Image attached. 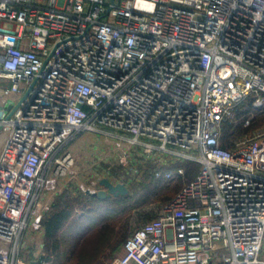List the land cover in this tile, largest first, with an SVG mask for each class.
Returning <instances> with one entry per match:
<instances>
[{"label": "built area", "instance_id": "built-area-1", "mask_svg": "<svg viewBox=\"0 0 264 264\" xmlns=\"http://www.w3.org/2000/svg\"><path fill=\"white\" fill-rule=\"evenodd\" d=\"M250 97L264 109V0H0V264H39L25 240L42 253L71 185L129 189L150 165L171 181L185 163L198 175L115 264H264V130L221 146ZM84 132L113 164H79Z\"/></svg>", "mask_w": 264, "mask_h": 264}, {"label": "trees", "instance_id": "trees-1", "mask_svg": "<svg viewBox=\"0 0 264 264\" xmlns=\"http://www.w3.org/2000/svg\"><path fill=\"white\" fill-rule=\"evenodd\" d=\"M253 101L252 97L247 99L223 123V148L231 149L239 137L264 130V109H254ZM247 120L249 126H245ZM179 167L184 168L185 174L166 181L156 179L150 165L146 177L134 183L124 197L109 195L101 200L77 192L73 185L66 188L55 197L43 221L45 239L39 264H106L116 259L131 235L160 213L146 214L142 209L156 201H169L198 175V164H178L176 168Z\"/></svg>", "mask_w": 264, "mask_h": 264}, {"label": "rangeland", "instance_id": "rangeland-1", "mask_svg": "<svg viewBox=\"0 0 264 264\" xmlns=\"http://www.w3.org/2000/svg\"><path fill=\"white\" fill-rule=\"evenodd\" d=\"M2 135L6 136L5 133H3ZM105 137L106 136L104 134L84 132L74 142H72L70 149L72 150V152L80 156L81 163L79 164H83L84 166H86L85 169H88L87 165L90 163V160L93 161L92 158H96L94 159V161L101 164L103 168H107L106 167L107 165H104V163H109V162H111L112 164L114 163V161L110 160L108 157V155H110L113 152L112 145L105 142L106 141ZM0 147H1V141H0ZM96 155L99 156L98 159ZM94 169H96V167L95 168L90 167L88 170L89 172L88 174L94 175L96 173V170ZM82 180L88 182L84 177L82 178ZM4 204H5L4 199L0 197V212H2V210L4 209ZM162 205H163V201H156L155 203L142 209V211L146 214L158 213L160 212V206L162 207ZM134 222L136 223V220ZM25 242L29 243V249L28 251L23 250L24 252H22V258L26 259L27 261L30 259L32 260V262L35 260L40 261V256H41L40 241L36 240L35 242H33L31 238H27ZM123 248L118 252V256L116 257V259L122 255ZM116 259H114L111 262L106 261V264H115ZM45 264H49V263L45 262Z\"/></svg>", "mask_w": 264, "mask_h": 264}, {"label": "water", "instance_id": "water-1", "mask_svg": "<svg viewBox=\"0 0 264 264\" xmlns=\"http://www.w3.org/2000/svg\"><path fill=\"white\" fill-rule=\"evenodd\" d=\"M11 115L12 113L10 114V116ZM100 185L104 189L99 191L97 194H94V196H97L101 200H106L109 195L113 196L114 198H117L121 196H127L130 193L129 189L124 184L114 185L111 181L107 179L101 180Z\"/></svg>", "mask_w": 264, "mask_h": 264}]
</instances>
